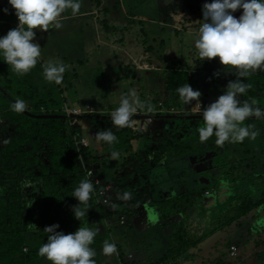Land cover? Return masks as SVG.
<instances>
[{"label": "trees", "instance_id": "trees-1", "mask_svg": "<svg viewBox=\"0 0 264 264\" xmlns=\"http://www.w3.org/2000/svg\"><path fill=\"white\" fill-rule=\"evenodd\" d=\"M97 2L95 9L104 14L111 9H118V4H120L115 3L114 5L117 6H106V2L104 3L102 0H97ZM5 8L8 9L7 13L3 11ZM14 11L15 9L11 7L8 0L0 5V20H7L5 24L8 29H12L10 23H8L9 19H14L18 23V17L14 18L16 16ZM236 12L233 13L234 16ZM241 12H243V9ZM98 20L99 23L103 24L102 27L104 31L106 30L105 32H108L107 28L108 30H115V27L110 28L108 26L106 17L98 18ZM192 22L191 20L189 24ZM186 26L188 25L183 27L186 28ZM189 26L187 28H193L194 25ZM174 29L178 30V28ZM195 29L199 31L198 27ZM1 31L0 37L8 32L3 34ZM198 36L199 34H196L195 41ZM168 38H170L169 42L170 40L173 41L172 36L169 35ZM195 41L193 42L194 47ZM165 47L166 42L164 40ZM149 49V51H152L151 47ZM193 49L197 50L196 48ZM164 62V69L159 72L162 73V77L165 79V83H163L165 92L176 94H178L177 88L187 83L191 85L192 71L197 67L204 69L203 63L196 56L190 58L189 66H179L173 60L167 61L164 59ZM99 63L101 61L98 62L101 71H97V74L93 76L90 75V81L98 80L101 77L105 79V82L104 87L101 86L98 91H96L97 87L94 88V96H97V92L101 94L104 91L106 92L103 94L104 97L110 96L111 92L109 90L110 88L111 91L113 90L116 80L120 82L121 88L124 80L120 77L114 79V75L104 73L101 68L102 64ZM43 65L44 63L38 61L36 67L28 73L18 74L11 65L4 61L3 55L0 54V137H4L3 131H10L9 136L3 138L0 143V264H51V261L38 255V249L47 242L49 233L45 232L44 228L53 224H59L57 231H63L65 234L74 233L80 226L97 229L98 234L91 245L97 253L94 257L96 264H175L176 261L177 264H181L179 260L187 257V250L193 243L192 237L205 233L204 229L197 228V226H202L206 221L205 218L208 217L205 210L202 213L203 220H198L191 211L190 205L196 203L201 205L200 202H204L202 196L207 202L212 201V198H208L199 187H191L186 190L184 186L181 187V183L186 182L191 177L196 165L209 163L207 157L202 158V155L213 152V155L216 154L215 158H220L217 153L222 154L221 148L213 151L215 149L213 145L216 144L215 135L206 142H201L199 133L190 135L186 140H180L177 133L173 134L171 131L163 133L160 131L159 133L164 141L158 147V156H155L152 151L134 154L131 149H125V147L133 145L132 142L136 140L134 138L135 134L137 138L144 134L142 129L136 130L134 125L130 126L134 129L130 127L108 129L106 128L107 125L104 127V130L112 131L117 137V140L111 145L102 141L103 147L105 148V145H108L109 150H111L107 158L109 163L112 161L114 163L119 162V164H116L123 166L122 169H125L126 165L137 163L141 170L140 173H146L148 176L146 183L151 186L150 190L152 192L149 188H147V191L156 197H158V194L162 195L161 198L158 197V200H162L160 212H158V208L151 206L154 202H150L149 205H142L145 212L139 217L136 227L137 223L134 222L135 230L140 232L149 231L145 234L154 237L153 247L157 249V253L161 245L165 246L164 244H167L170 248L169 253L160 254V260L156 262L151 259H149V262L135 260L133 254L123 257L118 238L121 232H117L118 226H115V222L118 220L113 217L117 214L114 204L118 209L121 207L120 209L130 210L137 205V200L129 204L120 202L122 199L116 195V193H120L119 190L116 188L109 189V186H105L103 183L104 178L99 174L98 161L103 158H97L89 150L91 141H100L96 139V133L101 131L103 124L99 119H104L105 122L111 120V113L115 109L108 106V108L96 110L93 106L88 108L90 104L83 106L84 108L71 107L68 97L69 89L67 91L66 83L62 81L60 84L53 82L47 84ZM90 69L91 71L94 70ZM223 69L230 73L227 76L228 81H234L237 78L235 69L226 67L221 70ZM263 73L264 70H260L257 74L240 78L242 82L251 84V88L240 95L239 100L241 102L245 101V98L250 101L257 96L256 90L262 84ZM211 74L214 75V73ZM63 77L67 79L70 75L65 71ZM195 90L198 89L195 88ZM217 92L213 93L214 97H217ZM17 99H22L27 104V108L23 113H17L12 109V105ZM148 100H143V103L150 104ZM158 101L156 100L155 103H158ZM166 101L172 104L171 101L164 98L162 104L152 106L154 111L156 110L155 112H148L146 108L138 109L132 118L139 120L148 116L155 118L159 116L172 117L174 120H166V126L168 128L171 126L177 127L180 111L176 109V105L168 106L165 115L157 112L158 108L164 105ZM196 107L197 105H194L192 109H187L188 111H185L182 117L184 119L194 118L195 122L203 119L202 111L196 112ZM75 110L80 111L75 112ZM244 124H254L257 130H264V119H257L253 116L247 119ZM203 125L204 121L202 120L193 127ZM185 126L189 128L188 124ZM90 129L93 131L92 134L88 133ZM259 136L255 140H249L259 143ZM246 139L248 138L237 143L243 145ZM223 146L227 150L228 142H225ZM114 151L119 153L117 159H113L111 156ZM125 152L130 154L127 156ZM210 164H207L210 168L220 166L219 164ZM92 165L97 166V168ZM89 173H91L90 176ZM85 178L93 183L95 190L92 192L89 201L91 208L88 209L87 215L80 221L75 218L72 210L73 206L79 204V201L72 194L79 186L80 181ZM171 178L173 180L170 184L179 187L177 193L172 191V187L166 186ZM120 179H124L120 182H124L126 179L130 180V178L125 179L124 177ZM163 179L164 187L161 184ZM25 181H29L31 187H26L24 185ZM212 186L213 184L208 187ZM131 193L132 199H134L133 190ZM216 194L217 198L220 199L221 194H218V192ZM231 195L226 191V197ZM260 201L264 202L263 196ZM207 202L205 201L204 204ZM258 204H260L259 201L233 200L226 211L213 218L214 222L212 224L215 223V226H212L211 231L225 229L236 217L245 215L253 207H257ZM81 207L84 206L81 205ZM201 211L195 213L197 217H200ZM174 215L180 219V223L169 224L165 222L162 225L163 221L172 220ZM119 217L123 219L125 214L122 213ZM120 223L124 224L122 221ZM120 231H122L121 228ZM153 231H156L157 234ZM159 233L166 235L161 237ZM189 235H191L190 238ZM203 235L205 236V234ZM105 240L116 244L118 250L116 254L110 257L103 255L102 247ZM163 241L164 243H162ZM104 258L107 259L103 260Z\"/></svg>", "mask_w": 264, "mask_h": 264}, {"label": "rangeland", "instance_id": "rangeland-1", "mask_svg": "<svg viewBox=\"0 0 264 264\" xmlns=\"http://www.w3.org/2000/svg\"><path fill=\"white\" fill-rule=\"evenodd\" d=\"M6 1L7 0H0V5L4 4ZM102 1H104V3L106 2V6H111L115 3L120 4H118V9H111L104 14L95 9L98 4L97 0H80L82 6L79 13L73 15L71 9L62 13V28L50 29L48 32H43L38 29L34 30L36 31L34 42L40 44L42 53L38 61L44 63V65L49 61H57L68 66L66 72L67 74L69 73L70 77L67 79L63 77V81L66 83L67 91L69 89L68 97L71 107L78 106L84 108L83 106L90 104V107H87L91 108V106H93L96 110L108 108V106L116 110L120 106L121 97L135 90L141 102L149 99L148 101H150V104L154 106L155 104H162L165 98L171 101L173 105H176V109L180 111L178 115V118H180L178 123L180 127L184 123L182 114L188 111L187 109H192L194 105H197L195 111H202L226 91L227 84L229 83L227 76H229L230 73L226 72L224 69L221 70L226 67L220 63L219 58L202 60L199 58L198 51L193 49L195 48L193 42L195 41L196 34H199V31L195 28H199L204 23L203 5L205 3H211L212 0ZM241 10L242 9L237 10L235 13L236 18L240 17L239 15L242 13ZM16 17L17 16L14 18ZM102 17H106L108 19V26L110 28L115 27V30H108L107 28L108 32H105L102 27L103 24L98 22V18L102 19ZM191 20L193 22L189 24ZM6 21L5 19L0 20V30H2L1 33L3 34L10 30L5 24ZM8 23H10L13 29L17 27L19 21L17 23L16 20L9 19ZM185 25L188 26L184 28L183 26ZM189 25L194 26L193 28H187L190 27ZM85 26H87V28H85ZM174 28H178V30ZM169 35L172 36L173 41H168L170 39L168 38ZM164 40L166 42L165 48ZM149 47H151L152 51H149ZM159 56L163 57L160 58ZM192 56L199 58L204 67V69L197 67V69L191 73V87L193 90L196 88L202 93L200 97L201 106L199 102L196 101H192L189 105H184L180 101L179 94L165 92V85H163L165 79L162 77V73L159 72L164 69V59L167 61L173 60L179 66H189L188 64H190V58H192ZM97 59L98 61L96 62ZM99 61H101L99 64H102L101 68L104 73L107 72L114 75V79L120 77V79L124 80L122 81V88L120 87V82L116 80L113 90L111 91V88L109 90L111 92L110 96L104 97L103 94L106 93L105 91L101 94L97 92V96H94V88L97 87L96 91H98V88L101 86L104 87L105 82V79L101 77H99L98 80L90 81V75L93 76L97 74V71H101L98 66ZM90 68L94 70L91 71ZM259 71L260 70L253 72L252 74H257ZM210 72H219L220 75H212ZM74 77L77 79L75 80ZM49 83L50 82L47 84ZM259 88H264V85L261 84ZM216 91H218L217 97H214L213 93ZM254 99L257 101L258 106L264 109V95H260V97L256 96ZM156 100H159L158 103H155ZM245 101H247V98H245ZM172 104H169L168 101L164 102V105H161L157 112L165 115L168 106ZM99 120L103 122L101 131L104 130L106 125L108 129L117 128L113 125L112 120L106 122L104 119ZM166 120H174V118H167L166 116H159L157 118L148 116L139 120L132 118L131 126L134 125L136 130L142 129L144 134L138 138L135 134L134 138H136V140L132 142L133 145L125 147V149H131L134 151V154L138 152L143 154L144 152L152 151L155 156H158V147L160 143L164 141V138L161 137L159 132L162 130L166 132ZM202 120L203 119H199L198 122L200 123ZM192 123L193 118L189 120L188 125H192ZM130 128L134 129L133 127ZM184 129L182 131L186 132ZM92 132L93 131L90 129L88 133L92 134ZM193 132H197L196 128L193 129ZM2 134L4 137L1 135L0 143L3 138L9 136L10 131H3ZM157 137L159 138L155 139ZM259 141H261V139H259ZM89 150L93 152L97 158H103L98 161V171L100 176L104 178L103 183L105 186H109V189H118L120 193H116L117 196H122L124 192H131L133 190L135 195L134 199H122L120 202L129 204L137 200V205L130 210L125 208L120 209L121 207L118 209L116 204H114L117 214H113V217L118 220L115 222V226H118L117 232H121L118 238L120 240L123 257H127L128 254H133L135 260L149 262V259H151L155 262L159 261L160 254L164 252L169 253V245H161L157 253V249L153 247L154 237L150 234H145L149 231L140 232L135 230V227L138 225L139 219L137 210H140L142 205H148L146 203L154 202L151 206L158 208V212H160L159 207L162 206V200H158V197L161 198L162 195L158 194V197H156L154 194L147 191V188H149V190L151 188V186L146 183L148 176L146 173H140L141 170L137 163L134 162L133 165H126L125 169H122L123 166L118 165L119 162H116L118 164L113 161L109 163L107 158L111 150H109L108 145H105L104 148L102 141H91ZM239 150L242 153V147H240L237 142H228L227 151L233 154L235 151L237 152ZM213 151H217V149L215 148ZM220 151L223 152L225 150ZM211 153L213 154V152ZM125 154L128 156L130 153L128 154V152H125ZM217 154H219L220 158L222 157L220 152ZM260 154H264L263 148H261L258 153H249V155L241 158L242 164L248 168L249 172L257 171L264 165V163L259 161ZM213 156L216 157V154ZM218 159L219 158H215V163L213 164H220L221 162L218 161ZM92 166L97 168L95 165ZM121 177L125 179L130 178V180L126 179L124 182H120V180H124L120 179ZM172 180V178L168 180L166 186L172 187V191L177 193L179 187L172 186V184H170ZM162 181L163 183L161 182V184L164 187V179ZM206 182L207 180H200L194 175H191L186 182L181 183V187L184 186L185 189L188 190L191 187H203ZM207 190L208 197H212V199L217 198L214 193L211 194L209 192L210 190L208 188L205 189V193ZM150 191L152 192V190ZM216 201H219V199L217 198ZM254 211L255 210L245 218L243 217L244 219L241 218L242 220L238 221L236 219L237 222H235V220V223L228 229V231L231 232L230 234H226L225 236L224 233L216 234L203 241L199 245V248H192L191 251L195 250L196 252L195 256L191 257V259L181 258V260H179L180 263L218 264L219 262H224V259L209 261L208 257L214 255L213 258H215L219 254H224L227 252L226 245L229 243L232 244L230 247L231 249L233 246L235 247V253L230 252V259H234L240 254L243 255L247 253L246 264H264V224L262 226L260 223V220L264 217L259 218V221L254 220ZM144 212L145 211H141V213ZM259 212L264 214V208L261 207ZM122 213L125 214V217L120 219L119 216ZM134 219H136L137 223L135 227ZM175 220H178V217H176ZM121 221L124 222V224H121ZM256 222L257 224L255 225ZM120 228L122 231H120ZM235 231H244L247 234L243 235V239H240L234 233ZM153 232L157 234L156 231ZM249 232H251V235ZM249 236L250 239H248ZM239 247L240 249L238 251ZM258 251L260 255L256 253ZM105 259L107 258L103 260ZM234 261L239 263L240 259L238 258L237 261ZM175 264H177V261Z\"/></svg>", "mask_w": 264, "mask_h": 264}, {"label": "clouds", "instance_id": "clouds-1", "mask_svg": "<svg viewBox=\"0 0 264 264\" xmlns=\"http://www.w3.org/2000/svg\"><path fill=\"white\" fill-rule=\"evenodd\" d=\"M8 2L15 9L19 23L0 37V54L16 73L26 74L36 67L42 55L40 44L34 42V30L48 32L50 29L62 28V13L71 9L75 15L79 13L82 4L80 0ZM238 9H243V12L236 18L233 13ZM3 11L7 13L8 9ZM202 11L204 23L199 27V36L195 41L199 58L212 60L218 57L224 67L236 70L237 78L229 81L226 91L202 110L204 125L197 129L199 139L206 142L215 135L218 146H223L225 142H243L245 138L255 140L260 131L254 124L245 125L244 122L253 116L264 119V109L258 106L254 98L241 102L238 97L251 88V84L242 82L240 78L264 70V0H212L203 5ZM67 67L62 62L49 61L43 65L44 77L48 82L60 84ZM214 75L219 76L220 73ZM176 91L182 104L189 105L192 101L200 104L202 93L193 90L188 83ZM26 108L27 104L22 99H17L12 105L17 113H23ZM145 108L148 112L154 111L151 104L141 102L135 90H132L121 97L120 106L111 113L112 123L117 128L130 127L132 116L138 109ZM96 139L111 145L117 137L112 131L104 130L96 133ZM111 156L117 159L119 153L114 151ZM24 185L31 187L29 181H25ZM94 190L93 183L87 178L80 181L74 190L72 195L78 199L79 204L73 206L72 210L77 220L82 221L91 208L89 201ZM118 198L130 200L132 193L124 192ZM58 228L59 224L44 228L49 235L47 242L38 249L39 256L51 261V264H96L94 257L97 253L91 245L98 234L97 229L80 226L74 233L65 234L57 231ZM117 251L114 242H103L102 252L106 257Z\"/></svg>", "mask_w": 264, "mask_h": 264}, {"label": "flooded vegetation", "instance_id": "flooded-vegetation-1", "mask_svg": "<svg viewBox=\"0 0 264 264\" xmlns=\"http://www.w3.org/2000/svg\"><path fill=\"white\" fill-rule=\"evenodd\" d=\"M262 85H264V78L262 80ZM258 89L256 90V91H259V92H257V96L260 97V95H264V88H258ZM182 118H183L182 120L184 121V123L180 127L178 124L177 127L171 126L168 128L166 126V122H165V128H166V133H168L170 131L173 134L177 133L178 138L180 140H186L187 137H189L190 135H196L198 133V131L193 132L194 128H196V130L199 128L198 126L193 127L194 125H196L198 123V120H197V122H195L196 120L193 118L192 125H188L189 128H187L186 126H183V125L188 124L189 120L192 118H190V117H188L187 119H184V117H182ZM177 120L180 121V118ZM184 128H186V129H184ZM183 129L186 130V132H183L182 131ZM161 132L164 133L163 130ZM260 136L258 137L259 139H261V141H259V143H254V142H251L249 139H246L245 144H243V145L239 144L240 147H242V153L239 150L237 152L235 151V153L232 154L230 151H227L228 149L226 150L224 146H221V150H225V151L222 152L223 157L218 159V161H220L221 163L219 164L220 166L216 169L217 182L212 187H208L209 185H204V186H206V187H204L205 189L209 188V190H210L209 192L211 194L212 193L216 194V192H219L221 194L219 201H216L217 198L213 199V201H211V202L209 200H208L209 202L206 201L207 203L204 205L207 208H205V209H202V207L200 205H198V203L190 205L191 211L194 213V215H196V218H198L197 214H195L196 212H199L200 210H202L203 212H205V210H206V212H207L208 217L205 218L206 221L203 223L202 226H197V228L204 229L206 231L205 236L209 237V236H212L213 234L216 235V234H220V233H222V234L224 233V236L226 234H230L231 232H229L228 229L231 225H233L235 222H237V220L239 221V220L244 219L249 213H251L253 210H256V208H257V207H253L245 215H239L225 229H223V230H212L211 231L212 226H215V223L212 224V222H214L213 218H216V215L222 214L224 211H226L227 207L232 203L233 200L242 199V200H245L246 202H248V201H251V202H254V201L258 202L259 201L260 202L261 197L262 196L264 197V165H262V168H260L257 171L249 172L248 168L245 167L241 162V158L243 156H247V155H249V153H253V152L258 153V151L261 148H264V130L260 131ZM260 143H262V144H260ZM203 157H207V161L209 162V163H205V164L215 163L214 162L215 157L213 156L212 153L202 155V158ZM259 161L263 163L264 154L263 155L260 154ZM204 168H205V170L199 171L200 169H204ZM192 175H194L196 178H199L200 180H204L205 178L210 177L213 174L209 171L208 166L205 167L204 164H199V165L195 166ZM199 188L202 191L203 187H199ZM204 190L202 192H204ZM226 191L232 195L229 197H226ZM256 206H258V205H256ZM200 221H201V219H200ZM190 236L191 235H189V238H190ZM197 238H198V236L192 237L193 243L191 244V246L189 248H195L197 246L196 244H198L200 242V241H196ZM227 244L228 245H226V249H227L226 255L230 256V252H231L230 247L232 244H229V243H227ZM222 245H223V243H222ZM239 249H240V247L238 248V251H239ZM186 259H187V257H186ZM218 264H228V262H219Z\"/></svg>", "mask_w": 264, "mask_h": 264}, {"label": "water", "instance_id": "water-1", "mask_svg": "<svg viewBox=\"0 0 264 264\" xmlns=\"http://www.w3.org/2000/svg\"><path fill=\"white\" fill-rule=\"evenodd\" d=\"M213 145V144H212ZM216 149H220L221 148V146H218L217 144H215V145H213ZM263 163H264V161H263ZM204 166L206 167V166H208L207 164H204ZM210 166H212V164H210ZM210 166H208L209 167V171L213 174L212 176H210V177H207V178H205L204 180H207V182L205 183V185H211V184H213V185H215L216 184V182H217V176H216V169L218 168V167H213V168H210ZM202 170H205V168L204 169H200L199 171H202ZM219 186V185H218ZM205 186H203V188H202V191L205 189L204 188ZM200 189V188H199ZM218 194H219V192H218ZM204 195V194H203ZM216 196H217V194H215ZM210 198H212V197H210ZM202 199L204 200V202L205 201H207V200H205V198L202 196ZM212 201H213V199H212ZM204 202L202 203V202H200L201 203V207H202V209H205V208H207L205 205H204ZM146 204H148L149 205V203H146ZM264 208V203L263 202H261L260 201V204H258V206H257V208H256V210L254 211V220H258L259 221V218H261V217H264V214L262 213V212H259V210H260V208ZM159 210H160V207H159ZM141 211H143V209L141 208L140 210H137V215L139 216V217H141L142 216V213H141ZM258 212V213H257ZM202 213H203V211H201V213H200V217H198L197 219H201V220H203V217H202ZM250 214V213H249ZM248 214V215H249ZM135 216V215H134ZM134 216H133V218H134ZM176 215H174L173 217H172V220H169V221H163V223H162V225L165 223V222H168L169 224H178V223H180V219L178 218V220L176 221L175 219H176ZM137 219V218H136ZM136 219H134V222H136ZM158 220V219H157ZM260 223H261V225L263 226V224H264V218L263 219H261L260 220ZM257 224V222L255 223V225ZM161 225V226H162ZM160 226V227H161ZM160 227H157V228H160ZM156 228V229H157ZM174 231V230H173ZM236 235H237V237L238 238H240V239H243V235H245V234H247L246 232H244V231H235L234 232ZM250 233V235H251V232H249ZM203 234H206V231H205V233H202L201 235H198V238L196 239V241H200L198 244H196L197 246L196 247H198L199 248V245L202 243V241L204 240H207L208 238H211V237H213V235L212 236H204ZM163 235H164V237H165V235L166 234H163V233H159V236H161V237H163ZM167 238V237H166ZM248 239H250V236H249V238ZM259 242V241H258ZM162 243H164V241L162 242ZM260 243V242H259ZM165 246H167V244H165ZM195 247V248H196ZM191 249L192 248H188V250H187V258H189V259H191V257H193V256H195V254H196V252H195V250H193V251H191ZM240 252L242 253V251L240 250ZM257 254H259L260 255V253H259V251L258 252H256ZM247 254V253H246ZM246 254H243V255H239L238 257H235L234 259H230L229 258V256L228 255H226V252L224 253V254H219L217 257H215V258H213L214 257V255L213 256H211V257H208V259H209V261H219V259H224V262H228V264H246V260H247V255ZM184 258H186V257H184ZM238 258L240 259V261H239V263H236L234 260H238ZM249 264V263H248Z\"/></svg>", "mask_w": 264, "mask_h": 264}, {"label": "built area", "instance_id": "built-area-1", "mask_svg": "<svg viewBox=\"0 0 264 264\" xmlns=\"http://www.w3.org/2000/svg\"><path fill=\"white\" fill-rule=\"evenodd\" d=\"M78 111H80V110H75V112H78ZM207 192H208V191H206V194H207ZM232 250H233V251H231V252H234V253H235V247H234V246L232 247Z\"/></svg>", "mask_w": 264, "mask_h": 264}, {"label": "crops", "instance_id": "crops-1", "mask_svg": "<svg viewBox=\"0 0 264 264\" xmlns=\"http://www.w3.org/2000/svg\"><path fill=\"white\" fill-rule=\"evenodd\" d=\"M106 31V30H105Z\"/></svg>", "mask_w": 264, "mask_h": 264}]
</instances>
